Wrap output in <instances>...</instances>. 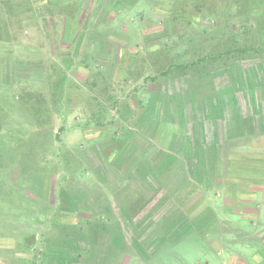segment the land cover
<instances>
[{"label":"rangeland","instance_id":"rangeland-1","mask_svg":"<svg viewBox=\"0 0 264 264\" xmlns=\"http://www.w3.org/2000/svg\"><path fill=\"white\" fill-rule=\"evenodd\" d=\"M244 47L264 0H0V264L255 261L264 50Z\"/></svg>","mask_w":264,"mask_h":264},{"label":"crops","instance_id":"crops-1","mask_svg":"<svg viewBox=\"0 0 264 264\" xmlns=\"http://www.w3.org/2000/svg\"><path fill=\"white\" fill-rule=\"evenodd\" d=\"M255 252V261L253 260H249V259H244L242 262H240V264H264V248L261 247L260 249L254 251ZM257 253V254H256ZM226 261V259H225ZM225 261H223L224 263H226ZM197 264H201V263H197Z\"/></svg>","mask_w":264,"mask_h":264},{"label":"trees","instance_id":"trees-1","mask_svg":"<svg viewBox=\"0 0 264 264\" xmlns=\"http://www.w3.org/2000/svg\"><path fill=\"white\" fill-rule=\"evenodd\" d=\"M251 50H255V51H263L264 50V48H262V47H244V48H241V49H239V50H237V51H243V52H248V51H251ZM232 51H235V50H231V52ZM207 59V56H203V57H201L200 59H199V61H204V60H206ZM188 67V65H179V67ZM163 73H166V72H163Z\"/></svg>","mask_w":264,"mask_h":264}]
</instances>
